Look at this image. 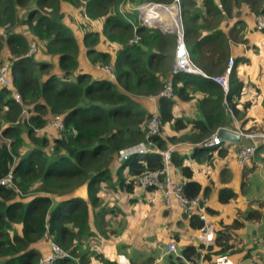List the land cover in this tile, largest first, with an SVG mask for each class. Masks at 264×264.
Instances as JSON below:
<instances>
[{
	"label": "trees",
	"instance_id": "16d2710c",
	"mask_svg": "<svg viewBox=\"0 0 264 264\" xmlns=\"http://www.w3.org/2000/svg\"><path fill=\"white\" fill-rule=\"evenodd\" d=\"M174 1L0 0V30L7 25L23 29L22 34L8 31L4 42L0 31V50L5 46L6 55L0 64L10 66V76L22 96V103H18L9 89L0 85V180L12 177L11 186H0V264H38L51 250L49 245L46 254L41 251L47 243L46 230L71 255L54 264H91L97 258L101 264H115L100 254L92 253L97 257L93 258L86 244L98 231L106 238L114 232L111 226L107 229L106 217L116 215L115 210L104 206L98 211L97 215L104 217L97 219L95 232L90 209L96 211L98 204H103L99 198L102 185L114 183L115 178L116 188L126 194L142 187L138 180L146 175L161 174L164 178L167 164L162 152L170 146L174 152L169 171H179V181L171 177L182 185V196L200 198V207L212 213L205 208L210 188L203 189L194 180V171L187 165L189 154L182 155L177 146L184 142L194 145L189 157L196 162L211 163L215 157L231 155L228 146L204 149L200 144L226 127L225 103L231 104L242 85L236 79L235 66L227 94L213 79L173 74L176 36L141 25L136 9L143 3L168 5ZM181 2L184 40L192 62L210 76L223 75L230 60V39L224 37L220 25L223 12L230 14L238 0ZM23 9H27L24 14ZM79 10L101 27L85 33L81 26L70 28L64 20ZM254 12L264 15V8ZM136 36L138 41L132 43ZM32 42L38 53L27 55ZM94 64L112 67L116 82L99 77ZM170 82L174 96L168 98L161 93ZM140 97L157 98L156 134L150 130L154 114L140 104ZM178 101H195L196 118L176 117ZM56 116L61 117L62 128L51 125ZM49 126L55 128L54 134L36 135ZM140 143L152 152L132 155L116 166L122 150ZM85 184L90 201L66 198ZM60 196L63 199L57 200ZM237 196L232 188H224L219 201L227 204ZM187 208L190 228L204 229L199 208ZM241 217L256 219L260 214L244 212L225 228H241L245 222ZM229 234L220 232L214 245L187 246L169 253L168 259L177 264H199L210 261L215 248L219 254L234 253Z\"/></svg>",
	"mask_w": 264,
	"mask_h": 264
},
{
	"label": "crops",
	"instance_id": "0c3cea01",
	"mask_svg": "<svg viewBox=\"0 0 264 264\" xmlns=\"http://www.w3.org/2000/svg\"><path fill=\"white\" fill-rule=\"evenodd\" d=\"M252 1L251 5L244 4L248 3V0L233 4L230 14L223 12L220 25L224 37L230 39L229 56L235 61L236 79L242 85L240 93H235L231 104L226 101L223 111L227 121L225 128L236 132L259 127L264 117V28L262 30L258 27V18L261 17L264 21V15L254 12L264 8V0ZM173 51L175 54L174 46ZM106 68L113 69L104 66L96 68L95 72L99 77L110 78L116 82L113 71ZM139 102L148 112L157 113V98L140 97ZM174 112L176 117L195 119L198 114L197 103L178 101ZM243 143L249 144L250 141L242 139L239 144L229 143L231 155L215 157L211 163L192 160L189 156L193 155L194 145L191 143L184 142L177 146L182 155L189 154L187 165L194 171V180L198 181L203 189L210 188L209 195L205 198V208L212 210V213L207 211L204 220L206 226L202 231L190 228L191 216L187 213L188 206L183 207L174 196H171L168 203L164 189L156 186H138L134 193L126 194L120 187L113 186L109 189L112 192L108 194L109 201L106 206L114 208L116 214L112 213L106 217L114 221L113 224L107 220V229L111 226L114 230L112 233L108 232L109 237H104L98 231L96 221L99 216L90 209L92 230H97L98 235L103 237V242L96 243L94 251L105 256L103 246L117 247L121 253L119 261L108 258L115 264H177L168 259L167 252L168 245L175 243L174 239L177 251L180 252L187 246L204 245L208 248L215 244L220 232H230L229 242L234 246V253L219 254L218 248H215L211 251L212 259L201 260L199 264H264V144L259 146L251 161L241 165L237 160V152ZM169 174L179 181V171L171 170ZM117 179H114V184H117ZM107 187L108 185L102 187L103 191L108 190ZM224 188H232L238 194L236 199L222 204L219 196L218 200L216 196L210 197L214 190L220 193ZM100 193L104 200L102 190L99 195ZM73 197L75 198L76 194L66 196ZM80 198L88 202L84 196ZM61 199L63 198L58 200ZM250 210L256 211L260 217L249 220L241 217L240 220L245 221L241 228H225L232 226L237 217ZM119 243L126 245V248L119 246ZM48 246L49 244L44 242L41 246L42 253H47ZM202 254L205 255V251H202ZM91 264L101 262L93 259Z\"/></svg>",
	"mask_w": 264,
	"mask_h": 264
},
{
	"label": "built area",
	"instance_id": "2783aa9c",
	"mask_svg": "<svg viewBox=\"0 0 264 264\" xmlns=\"http://www.w3.org/2000/svg\"><path fill=\"white\" fill-rule=\"evenodd\" d=\"M136 12L144 26L148 27H157L163 33L166 34H174L176 36L175 43V59L173 65V74L178 75L180 73L186 74H197L201 75L208 79H213L216 83L221 85L226 92H229L230 88V74L233 69L235 61L230 58L226 71L223 75L220 76H210L203 72L199 67H197L191 60L190 53L185 44V30L183 24V16H182V2L181 0H175L173 4H158V3H143L139 7H137ZM258 27L259 29L264 28V21L261 17L258 18ZM138 37L136 36L132 43L138 41ZM107 70H112L111 68H106ZM113 71V70H112ZM0 85L5 86L11 92L14 100L18 103H22V96L17 91L14 82L10 76V66L5 64L0 67ZM162 96H166L171 98L174 96L172 82L168 83L165 90L161 93ZM51 125L55 128H62V119L60 116H56L52 121ZM223 129V128H220ZM219 129V130H220ZM227 129V128H226ZM150 130L151 134H156L159 131V122L157 114H154L150 122ZM219 130L210 137V139L202 142L201 148L211 149L214 147H220L222 145L228 146L229 143L223 142L218 137ZM242 139L250 141V143H243L237 152V160L239 164L243 165L253 158L256 154L260 145L264 144V117L260 123V126L247 131H239ZM149 152H152L149 147L145 143H140L133 147L124 149L120 152L118 157L119 161L123 162L129 159L132 155H145ZM174 152V146H170L167 150L162 152L163 158L166 162V173L163 178L161 174H150L146 175L138 180L139 185L141 186H156L158 188H162L165 191V194L168 199V203H170L171 196H174L178 199L180 204L183 207H194L199 208L201 211V219H206V212L203 207H200L201 201L200 198H195L193 200H188L182 196V185L172 180L169 174V166L170 159ZM11 175L7 178L0 180V186H11ZM47 243L50 245V253L46 256L41 257L38 264H54L57 260L70 258L71 255L63 250L60 246H58L53 239L51 238L49 231L46 230L44 234ZM168 253H177V246L175 243H171L167 247ZM77 264H80L77 261Z\"/></svg>",
	"mask_w": 264,
	"mask_h": 264
},
{
	"label": "rangeland",
	"instance_id": "374dc122",
	"mask_svg": "<svg viewBox=\"0 0 264 264\" xmlns=\"http://www.w3.org/2000/svg\"><path fill=\"white\" fill-rule=\"evenodd\" d=\"M238 1H242V0H238ZM252 0H248V3H244L245 5H251L252 4ZM173 4V3H172ZM168 5H171V4H168ZM79 9V8H78ZM23 11V14L27 11V9H23L22 10ZM123 12L125 13V11L123 10ZM17 16H18V14H17ZM65 18V17H64ZM139 18V17H138ZM139 20H140V18H139ZM64 21H66L65 23H69V26H70V28H76L77 26H81V28H80V30H81V32L82 33H85L88 29H96V27H101V25L100 24H94V23H91L90 21H89V19L88 18H86L84 15H83V13L81 12V10H79V12H77V13H74V14H70L69 16H68V18H67V20L65 19ZM1 23H5V21L3 20V21H1ZM141 25H143L142 23H141ZM20 30H23V29H19V28H17V25H10V26H5V27H2L1 28V34H2V36H1V38H2V41L4 42L5 41V39H6V34H7V32L8 31H13V32H17V33H19V34H22V32L20 31ZM31 45V50H30V52L27 54V55H31V54H36V52H37V50H38V47H37V45L35 44V43H31L30 44ZM4 47L5 46H2V48H1V50H0V59L1 58H3V57H6V55L4 54ZM104 48H107V46L106 45H104L103 46ZM115 50V49H114ZM113 50V51H114ZM110 51H111V49H110ZM38 53V52H37ZM41 55V57H40V60H43L42 59V55H44L43 53H40ZM36 60H38L39 61V58L38 57H36ZM4 65L5 64H7V63H3ZM3 64H0V67L1 66H3ZM94 66H96V68H103V66H101V64H94L92 67H94ZM26 109H27V107H25ZM7 109V108H6ZM27 113H25V115H26ZM52 129L53 130H55V128H53V127H51V126H49V128H46V129H44L43 131H36V135L37 136H51L52 134H54V132L52 131ZM226 147V146H225ZM206 151H204L203 153H205ZM48 153H49V151H48ZM121 164H123V162H121V161H119V159H118V165L116 164V166H120ZM105 185H108V187H107V189L108 190H104L103 191V189H102V192L104 193V196H105V201L102 199V196H101V193H100V195H99V198L100 199H102L103 200V204H101L102 202H100V204H98V205H100L99 207H97V209H96V211H95V209H94V211L93 212H95L96 213V216H97V213H98V211H100V210H102V209H104V206L106 207L107 206V202L109 201V197H108V194L109 193H111L112 191L111 190H109L110 188H113V186H118V184H114L113 182H111V183H108V184H103L102 185V187H104ZM82 189H84L85 190V192H87V185L85 184V185H82V187H80L79 189H77L76 191H74V192H72V193H69L68 194V196L69 195H71V194H76V197H78V198H80L81 196H84L86 199H88V201H90V199L88 198V193L86 194L85 192H80ZM62 196H63V194H62ZM62 196H60V197H58L57 198V200L58 199H60ZM214 196H216V200H218V196H219V192L217 191V190H214V192L210 195V197H214ZM210 197H209V199H210ZM118 198H120V196L118 195ZM117 206V204H115V208H117L116 207ZM99 216V218H102V217H104V215L102 214V213H100V215H98ZM107 220H109V222H111V223H113L114 224V221H112L110 218H107ZM116 220H119V219H116ZM200 231H202V230H200ZM97 237H99V239H97ZM117 237V235L115 236V238ZM200 237H202L201 235H200ZM103 237L101 236V235H96V236H94L93 234H92V236H91V238L88 240V242L86 243L87 244V246H89L90 247V249H89V254H91V255H93L92 253H94V254H98L96 251H94V250H96L95 249V245H96V243L98 244V242H103V239H102ZM113 244V243H112ZM119 246H121L122 248H126V245H123V244H118ZM103 250H104V255H105V257H107V258H109V257H112L113 258V261H116V262H118L119 260H118V257L121 255V253L119 252V250H117V247L116 248H114V247H111V246H109V245H105V246H103ZM43 257V256H42ZM93 258H97V257H95L94 255L92 256ZM98 260H95L96 262H99V258H97Z\"/></svg>",
	"mask_w": 264,
	"mask_h": 264
},
{
	"label": "water",
	"instance_id": "95a60500",
	"mask_svg": "<svg viewBox=\"0 0 264 264\" xmlns=\"http://www.w3.org/2000/svg\"><path fill=\"white\" fill-rule=\"evenodd\" d=\"M217 135L223 142L226 143L239 144L242 142L241 134L231 129H220Z\"/></svg>",
	"mask_w": 264,
	"mask_h": 264
}]
</instances>
